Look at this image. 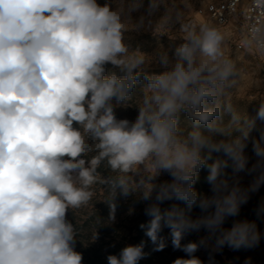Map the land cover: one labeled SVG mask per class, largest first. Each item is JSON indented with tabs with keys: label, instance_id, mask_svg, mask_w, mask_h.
Instances as JSON below:
<instances>
[{
	"label": "clouds",
	"instance_id": "clouds-1",
	"mask_svg": "<svg viewBox=\"0 0 264 264\" xmlns=\"http://www.w3.org/2000/svg\"><path fill=\"white\" fill-rule=\"evenodd\" d=\"M255 3L260 14L241 30L239 44L264 60V0ZM142 8L143 0H117L115 7L98 0H0V264H83L74 214L101 190L96 203L108 205L109 223L119 199L145 205L150 219L139 227L152 250L170 244L187 257L172 264H204L195 253L210 242L214 251L259 246L254 222L224 225L264 183V146L254 141L251 169L245 155L255 119L242 116L232 99L242 85L260 81L230 54L229 31L186 15L190 0H149L134 20ZM148 29L156 36L178 32L181 42L171 54L126 42V33ZM129 106L135 119L118 118L116 110ZM224 113L231 114L227 125ZM182 114L191 130L181 125ZM256 119L264 121V102ZM234 129L240 135L231 138ZM214 153L227 159L208 163ZM205 167L210 196L194 188ZM256 169L260 175L242 187L236 174ZM162 174L171 180L160 182ZM169 201L185 206L162 207ZM194 207L201 213L195 218ZM201 229L206 237L182 243ZM145 246L128 244L107 255V264H139Z\"/></svg>",
	"mask_w": 264,
	"mask_h": 264
},
{
	"label": "rangeland",
	"instance_id": "rangeland-1",
	"mask_svg": "<svg viewBox=\"0 0 264 264\" xmlns=\"http://www.w3.org/2000/svg\"><path fill=\"white\" fill-rule=\"evenodd\" d=\"M125 3L128 0H124ZM98 3H110L115 7L117 0H98ZM149 0H143L144 8L139 12L133 13V19L135 20L141 14H143L146 9ZM171 3V0H169ZM192 8L186 15L190 18H200L204 19L197 14L198 0H190ZM163 8H161V13ZM161 13H158L161 14ZM206 20V19H204ZM208 21V20H207ZM178 27V25H177ZM230 32V29L227 28ZM231 33V32H230ZM175 39V40H173ZM240 37H233L228 44L229 52L233 55V58H237L241 66L248 70L250 78L260 81L258 87H253L250 84H244L232 97L237 110L242 116H246L249 119H255V127L252 129L249 135V139L246 141L245 155L248 157V168L251 169L257 162V157L254 152L253 143L254 141H259L262 146H264V139H261L262 134H264V121L256 119V114L261 102H264V60H260L258 57L249 53L247 50H238L235 47V42L238 41ZM126 42L130 44L131 48H139L141 51L153 54L157 50L163 48L167 50L169 54L174 50L181 41L179 39L178 32H171L167 35L156 36L153 34L152 29L137 31H130L126 33ZM110 67V66H109ZM151 71H160L159 68L153 67ZM140 85H137L135 90L139 92ZM118 118H127L129 120H134L137 115V110L135 107L118 108L116 110ZM231 120L230 113L223 114V123L227 125ZM181 125L187 130H191V120L187 118L186 115H181ZM240 135L238 130H233L231 132V138H235ZM217 139H229L227 136H217ZM217 158L227 159L222 153L213 154L212 160L208 163H213ZM226 177L229 179V183L233 182V172L231 168V162H229V167L224 170ZM261 169H256L255 171H245L236 174L239 178V182L242 187L247 188L252 184L256 178L260 175ZM106 174V173H105ZM208 169L207 167L202 168L199 173V178L194 185L195 190L201 195H212L211 186L207 181ZM170 181L171 177L167 174H162L159 177V181ZM102 190L97 193V197L94 198L93 204L88 207L78 211L74 214L75 222L78 228L81 229L80 235L77 239L76 249L83 254V264L91 262L95 256H98L104 264H107L106 256L109 254H117L124 246L128 244H138L142 240L146 242L144 251L148 255L142 259L139 264H172V262L178 257H185V253L182 251H174L169 244L163 251H153V245L144 235L142 229L139 225L146 223L150 218L144 214L143 203H138L134 198L119 199L117 204V210L115 213V220L111 223L108 222L109 217V207L104 202H97L99 199H103ZM96 203V204H95ZM172 203H180L176 201L165 202L162 207H169ZM95 204V205H94ZM94 205V206H93ZM181 207H184L180 203ZM200 209L193 208L190 215L195 218L199 216ZM69 219H72L71 213H69ZM233 219L248 220L254 222L257 226L258 231L261 233V241L258 247L254 249H239L233 250L225 246L219 251H214L211 247V242L209 246L201 247L195 255L199 257L204 264H216L214 263L206 254L208 250L215 253H223L224 259L227 264H245L246 260H250V264H264V183H261L258 190L249 193V200L246 204L241 206L240 214L238 217L229 218L224 227L229 228L233 222ZM97 232L98 238L93 241L92 236ZM168 229H164L162 235H167ZM208 234L205 230L201 229L199 232H192L188 234L182 243L188 242H198L202 237H206ZM114 245V247H113ZM230 254L229 256L227 253ZM232 258V259H231Z\"/></svg>",
	"mask_w": 264,
	"mask_h": 264
},
{
	"label": "built area",
	"instance_id": "built-area-1",
	"mask_svg": "<svg viewBox=\"0 0 264 264\" xmlns=\"http://www.w3.org/2000/svg\"><path fill=\"white\" fill-rule=\"evenodd\" d=\"M261 9L255 0H198L197 14L222 28H229L233 37H240L247 23L258 18ZM238 50H246L235 42Z\"/></svg>",
	"mask_w": 264,
	"mask_h": 264
},
{
	"label": "trees",
	"instance_id": "trees-1",
	"mask_svg": "<svg viewBox=\"0 0 264 264\" xmlns=\"http://www.w3.org/2000/svg\"><path fill=\"white\" fill-rule=\"evenodd\" d=\"M226 253H227L228 256L230 255V254H228V252H226ZM206 254L216 264H227L225 259H224V256H223L224 254L223 253H215V252H213L211 250H208L206 252ZM87 264H104V262H102L100 260V258H98V256H95V258L91 262H89ZM168 264H170V263H168Z\"/></svg>",
	"mask_w": 264,
	"mask_h": 264
}]
</instances>
